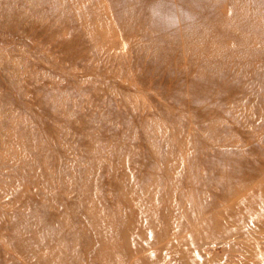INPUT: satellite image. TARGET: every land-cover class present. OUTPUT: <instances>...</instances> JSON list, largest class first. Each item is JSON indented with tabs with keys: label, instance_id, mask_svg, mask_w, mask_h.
<instances>
[{
	"label": "rangeland",
	"instance_id": "1",
	"mask_svg": "<svg viewBox=\"0 0 264 264\" xmlns=\"http://www.w3.org/2000/svg\"><path fill=\"white\" fill-rule=\"evenodd\" d=\"M263 200L264 0H0V264H264Z\"/></svg>",
	"mask_w": 264,
	"mask_h": 264
},
{
	"label": "bare ground",
	"instance_id": "2",
	"mask_svg": "<svg viewBox=\"0 0 264 264\" xmlns=\"http://www.w3.org/2000/svg\"><path fill=\"white\" fill-rule=\"evenodd\" d=\"M181 1L188 2V0H181ZM154 17H157V16H154ZM156 20H157V22L159 21V23H161V24L164 22V21H161L159 19H156ZM236 207L237 208L240 207L239 204ZM254 212L256 213L257 218H260V217L264 216V200L260 201L258 206H257V204L254 203Z\"/></svg>",
	"mask_w": 264,
	"mask_h": 264
}]
</instances>
